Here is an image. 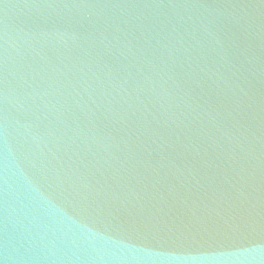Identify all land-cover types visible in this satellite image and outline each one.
Segmentation results:
<instances>
[{
    "label": "water",
    "instance_id": "obj_1",
    "mask_svg": "<svg viewBox=\"0 0 264 264\" xmlns=\"http://www.w3.org/2000/svg\"><path fill=\"white\" fill-rule=\"evenodd\" d=\"M0 264H264V0H0Z\"/></svg>",
    "mask_w": 264,
    "mask_h": 264
}]
</instances>
